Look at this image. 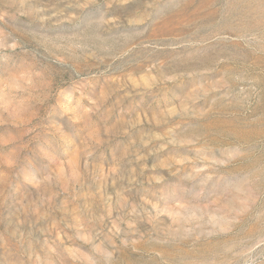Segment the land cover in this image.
Segmentation results:
<instances>
[{
    "label": "rangeland",
    "instance_id": "374dc122",
    "mask_svg": "<svg viewBox=\"0 0 264 264\" xmlns=\"http://www.w3.org/2000/svg\"><path fill=\"white\" fill-rule=\"evenodd\" d=\"M0 264H264V0H0Z\"/></svg>",
    "mask_w": 264,
    "mask_h": 264
}]
</instances>
